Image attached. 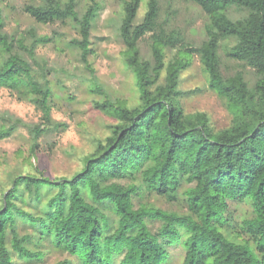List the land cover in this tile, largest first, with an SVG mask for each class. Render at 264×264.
<instances>
[{"label":"trees","instance_id":"obj_1","mask_svg":"<svg viewBox=\"0 0 264 264\" xmlns=\"http://www.w3.org/2000/svg\"><path fill=\"white\" fill-rule=\"evenodd\" d=\"M142 1L123 2L119 26L138 104L128 106L106 94L94 101V108L115 122L107 136L95 140L94 151L71 177L52 179L40 173L12 179L0 200V264H12L8 243L25 260L40 257L26 247L31 235H21L20 224L81 264H164L167 247L179 241L185 250L183 264H264V0H189L208 17L206 40L191 50L178 30L166 31L158 24V0H146L143 19L135 23ZM76 2L43 0L23 10L40 24L71 21L79 37L68 46L88 66L91 23L99 4L91 0L78 16ZM228 6L248 13L232 20ZM3 29L0 8V87L26 97L40 112L30 131L34 152L42 135L66 127L52 120L54 92L45 62H38L34 53L51 39L29 31L27 45ZM147 34L151 60L143 59L138 49ZM229 37L236 41L228 56L258 76L251 90L241 72L225 77L220 71L218 42ZM14 42L36 67L12 52ZM165 49H176L167 63ZM192 53L199 55L208 88L225 101L232 116L225 128L215 130L206 113L182 108L185 92L178 89L179 77L190 66ZM0 121V140L21 124L18 119ZM151 194L169 201L180 194L187 212L164 211L142 201ZM19 200L35 203V210L20 207ZM232 202L249 203L251 216L241 221L227 216Z\"/></svg>","mask_w":264,"mask_h":264},{"label":"rangeland","instance_id":"obj_2","mask_svg":"<svg viewBox=\"0 0 264 264\" xmlns=\"http://www.w3.org/2000/svg\"><path fill=\"white\" fill-rule=\"evenodd\" d=\"M95 1L99 4V10L91 23L90 53L86 66L78 52L68 46L69 40L79 37L71 21L40 24L24 12L27 4H41L43 0H0L4 18L3 32L8 37L23 39L22 43L28 45V32L33 31L38 37L47 36L51 39L50 42L37 45L34 53L38 62H45L46 77L54 92L52 120L66 125L64 129L42 135L32 152L30 131L39 123L40 112L26 97L0 87V118L18 119L21 122L11 136L0 140V200L17 175L43 173L52 179L69 178L82 168L83 157L95 149V140L107 136L109 126L115 122L112 117L94 108V101L102 100L106 94L112 100H124L128 106L139 102L134 76L124 61L125 45L119 35L122 7L126 0ZM158 3V24L166 31L178 30L187 50L199 47L206 40L208 17L199 6L189 0H158ZM90 4L91 0H77L78 16ZM145 11L146 0L142 1L137 10L135 23L142 21ZM247 13L246 9L237 6H228L226 9V14L232 20L242 19ZM235 41L233 37L219 40L217 54L220 71L225 77L241 72L251 90L258 78L255 70L228 56V50ZM150 44L149 34L138 42L143 59L151 60ZM12 50L25 58L33 68L36 67L17 42L13 43ZM175 53L176 49H165V62ZM189 60L190 66L180 73L178 83V89L185 92L180 98L184 112L206 113L215 130L229 126L232 116L225 101L208 88L207 75L199 55L192 53ZM142 201L164 211L179 214L187 212L180 194L175 201L156 194L145 195ZM134 202L137 206L138 199ZM18 204L26 210H35V203L28 205L19 200ZM251 214L252 208L247 202H232L227 212V216L236 221L249 218ZM157 227L155 223L152 230ZM19 232L21 235H31L25 245L31 252H39L40 257L25 260L13 252L8 243L12 264H81L76 256L54 247L49 239L42 238L32 228L20 224ZM167 249L168 259L164 264H183L185 250L181 241L171 244Z\"/></svg>","mask_w":264,"mask_h":264}]
</instances>
